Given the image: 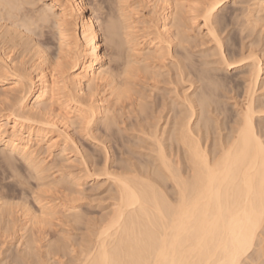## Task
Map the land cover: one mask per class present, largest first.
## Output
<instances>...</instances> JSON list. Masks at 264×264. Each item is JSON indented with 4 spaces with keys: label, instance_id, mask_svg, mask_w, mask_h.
Here are the masks:
<instances>
[{
    "label": "bare ground",
    "instance_id": "obj_1",
    "mask_svg": "<svg viewBox=\"0 0 264 264\" xmlns=\"http://www.w3.org/2000/svg\"><path fill=\"white\" fill-rule=\"evenodd\" d=\"M25 1L0 0V89L10 85L8 92L2 89L1 96L4 95L5 98L0 99V106H9V114L0 115V146L10 154L19 156L30 169L33 166V171L39 174L38 168L42 165L36 163L38 154L35 147L42 145L46 151L57 149L63 156L68 143H73L72 134L68 130L72 124L71 117H67L68 114H57L52 108L53 103L62 111L72 109L70 112L74 115L73 119L76 117L78 128L87 132L88 127L96 123L109 132L115 122L116 128L117 121L114 119L115 114L110 115L113 109L105 106V97L100 94L99 89H106L108 95L114 98L113 101L121 99L129 86V83L124 82L132 78V64L135 65L136 60H130L128 55V61L124 59L125 63L121 64L123 74L128 78L123 76L126 80L122 82L125 84L122 91L115 82V73L107 67L108 63L115 60L122 61L119 47L121 42L117 41L118 25L112 21L106 22L102 30L89 0H49L50 3L33 20L24 13V4H27ZM146 1L155 13L159 12L156 32L154 31L156 35H152L150 43L152 51H148L152 60L166 61V56H171L172 59L173 48L176 46L186 50L182 44L186 39L183 30L186 19L183 13H187L189 17L186 18L191 25H199L198 19L201 18L200 29H205L218 46L219 59L216 65L219 71L222 69L223 72H228L239 67V62H228L220 47L218 33L216 35L211 27L213 23L216 25L211 22L212 18H217L214 14L219 9H224L232 0ZM248 1H252L251 10H247L252 15H247V24L264 23V0ZM245 3L247 1L240 5ZM54 7L57 12L53 11ZM197 12L201 16H197ZM126 17L128 16L125 15ZM52 21L57 43H53V49L50 46L52 50L49 47L44 50L40 48L38 40H33L25 33H32L37 27L46 26L45 24ZM252 25L249 26L250 31L253 30ZM132 26L124 28L130 30ZM103 36L110 46L109 55L104 52ZM123 36L128 44L129 35ZM46 38L48 37L44 41H47ZM18 47L25 49L21 52L19 63H16L11 56ZM26 51L31 55L27 61L24 60ZM254 56L243 79L245 87L242 102L234 104L230 126L212 115L216 113L220 117L222 113V104L217 101L220 94H215V87L213 88L214 85H220L218 79L217 82L215 80L214 74L217 71L213 74L214 68H211L210 74V70H203L202 65L197 69L199 73L195 71L192 74L194 67L187 63L192 68L188 71L186 66L183 67L186 68V73L182 69V63L179 67L175 66L177 62L175 64L168 61L174 67L182 69L180 72L179 68L176 70L180 76L176 77L182 82L180 84L190 85L186 92L185 89L182 92L183 96L177 95L179 93L175 92L178 89L173 88L175 99L178 96L176 101H180L169 104L171 107L168 112V106L163 103L166 116L160 117L163 114V109L160 108V114L157 113L159 118L154 116L156 123L151 122L153 114L150 119H147L148 116L142 117L143 125V121L139 120V123L136 120L139 110L134 114V121L141 126V135L137 136L136 141L147 146L149 159L144 162L141 160L138 166L133 164V160L132 164L125 160L123 166L112 169L108 161L110 159L106 158L103 168L100 166L101 173L93 168L94 163L91 164L92 169L89 167L84 171L88 178L99 175L106 177L114 190V207L107 222L105 221L106 224L104 223L103 228L100 226L98 234L95 233V244L90 246L85 255L82 254L78 264H264V96L262 99L256 98L264 70L260 58ZM205 64L210 63L204 62L203 67L207 68L208 65ZM66 69L70 72L67 77L64 76ZM190 75L192 78L197 75L196 82H200H197L200 93L194 88L189 94L190 88L195 85V78L190 80ZM141 108L139 115L146 112L145 108ZM52 129L57 130L55 137L50 134ZM57 138L62 139L61 143ZM105 150L108 151V148ZM106 154L109 155L108 152ZM67 178L69 177L65 180ZM43 210L44 208L41 211ZM70 210L72 221L75 224L82 223L85 217H82L84 215L80 210L76 207H71ZM3 211L1 210L2 215ZM31 217L35 220L34 215ZM38 219L36 216V221ZM39 222L41 221L38 220L37 224ZM23 229L29 230L24 226ZM27 242L31 245L30 240L26 244ZM56 247L66 253L61 244ZM58 248L55 249L61 252Z\"/></svg>",
    "mask_w": 264,
    "mask_h": 264
},
{
    "label": "rangeland",
    "instance_id": "obj_2",
    "mask_svg": "<svg viewBox=\"0 0 264 264\" xmlns=\"http://www.w3.org/2000/svg\"><path fill=\"white\" fill-rule=\"evenodd\" d=\"M26 1L25 2L28 5L26 4L25 6L24 4V9L26 10V12L24 11V13L26 16H28V18L32 20L36 17L40 10L42 11L43 8H46V4L48 5L50 3L49 0ZM246 1L247 3L243 5L244 7L240 5L242 2ZM234 2L236 3L232 4ZM89 3L95 12V18H97L101 23L100 27L102 28V30H104L106 24L110 21L114 22L116 26L118 25L117 33H119V38L117 37V41L118 43L121 42L119 43V47L120 53L122 52L120 58L122 59V61L115 60L111 63H108L107 67L111 68V70H113V72L115 73V82L118 83L120 89L125 88V84L129 83V86L126 85L128 86L126 87V89L129 90L130 88V90L129 92L127 90V93L125 89V95L121 96V99L113 101L114 98L108 95V91L106 89L104 90L103 87H100L99 89L100 94H103L102 96L105 97V106L110 107V110L113 109V112L111 111L112 113L110 112V115L113 116L115 114L114 117L116 118H113L115 119V121H117L118 126L116 125L115 128V122L109 132H106L104 131L105 129L101 124L92 123L90 127H88L86 132L83 129L78 128L77 119L76 117L73 119L72 117H74V115L70 112L72 111V109L67 110V112L62 111L58 109L56 103H53L54 105H52V108L56 111L57 114H61L64 116H67L68 114L67 117H71L72 126L69 125L68 130L69 133L72 134L71 136L73 143H68L69 145H67V149L65 152L66 154H64L63 156L58 153L59 151H57V149L46 151L45 147L42 145L38 146L37 148L35 147L36 154H38V156L36 155V163H38L39 166H43H40L38 168V172L40 175L37 174V172H34L35 170L33 166H31L30 169L28 167L29 165L25 162H22L23 160H21L19 156L10 154L7 149L0 146L1 215V210L3 211L4 209V215H2V218L4 220H2V218L0 217V264H78L79 261H81L82 254L85 255L86 251L93 246V243L95 244L97 239V235L95 233L97 232L98 234L99 230H101V228H103V225L106 224L105 221L107 222V219L111 215L114 207L112 206L114 204V190L113 187H111V183L106 179L104 175H99V178H95L93 176H91V178H88V175H86V177L84 172L86 171L85 169L89 167L90 169H92L91 164L94 163L93 168L101 173L100 169L103 168L106 158L110 159L108 160L110 163H108L110 164L112 169L123 166V162L125 160H127L126 162L130 164H132L134 161L133 164H137L136 166H138L139 162H144L149 159L147 146L144 143L140 145L141 142H137L138 140L136 139L137 136L140 137L141 135V126L134 121L136 112L138 110L140 111V105H142L141 109L145 108V115L143 113L142 115H139L141 112L138 111L137 114H139L137 115V117L141 119H138L136 117V120H140L141 122L143 121V125L144 120H142V117L148 116V119L153 114V119H151V122L156 123L157 121H154V118L159 116L158 114H160L161 111L160 108H164L162 107L163 103L165 106H168L169 104L171 105L173 101L178 103V101L180 100L176 101V99H178V96H176L177 98L175 99V93H179L177 95L183 96L182 92L184 91V89L186 92L187 86L190 85L188 82V84H180L182 83L179 80L180 78L178 79L176 77L179 76L178 72L182 71L183 67L186 66L188 71L189 69L191 70V68L194 67L193 71L191 70V73L193 72L192 74H195L197 72V69H199L202 65L204 66V62L210 63L205 64L208 65L207 68L209 69L202 66L203 70H210V74H212L211 68H214V70L217 69L215 71L213 70V74L217 71L214 74L216 76L215 80L217 82L218 79V84H220L221 87L220 85H214L213 88L215 87V94H220H217L220 96L217 98V101L219 102V104H222L221 112L223 113L224 110V113H221L220 117L217 116L216 113L215 115H212L214 118L218 117L217 119L219 121H223L222 123H226L228 126H230L229 122H231L230 119L232 113L234 112V104H240L242 102L245 87L243 79L246 77L248 65L251 63V58H253L254 55H256V58H260L259 60L261 61V64L263 65L262 68L264 70V25H262L264 23L259 22V24L256 23L257 25L251 24L253 30L250 31L249 26L251 25L247 24L248 21L246 22V18L249 17L247 15H252L250 14L251 12L247 11L249 9L251 10L250 5L252 4V1L232 0V2L227 3V6L224 9L222 8L223 10L219 9V11L216 12L217 14H214L215 17H217L215 18L213 16L216 19H214L215 21L213 20V18V21L211 20L212 23H216V25H214L213 23L211 27L215 30L216 35L218 33L217 37L221 40V42L219 41L221 43L220 47H222L223 54H225L227 60H229L228 62H239V67H237V69H233L228 72H226L225 70L223 72L222 69H220L219 71V69L217 68L218 66L216 65V62L219 59V49L217 48L218 46H216L212 37H210L206 33V30L200 29L201 18L198 19L199 25H191L189 24V19L187 21L186 18L189 17V15L187 13H183L184 18L186 19L185 27L183 28L186 39L182 46L184 45L186 50H183L180 46H176V48H173L174 54L172 56V59H170L171 56H166V61L160 60L158 62L157 59V61L152 60L151 54H149L148 51H152V45L150 43L152 42V35L153 37H155L156 35L154 31L156 30L155 27H157L156 25L158 24L159 12L155 13V10H152L150 8L151 6L147 3L146 0H89ZM247 7L249 8L247 9ZM56 8L54 7L53 11L57 12ZM197 13V16H201L199 12ZM125 15L128 17L125 18ZM250 19L252 20V18ZM45 25L46 26H43L45 28L39 27L41 29L43 28L44 30H41L38 27L35 30V27H31V29H34V31H32V33L25 34H29V37H31L33 40H38V44H41V49L45 50L48 47L50 48V46H53V49L55 47L54 44L57 43L56 30L55 28H53V21L52 23H48ZM130 25L133 29L131 28L130 30H126L125 28H129ZM172 31H174V28H172ZM39 34L41 35L39 36ZM123 35H129L128 40L130 41V44H126L127 42L125 43V40L122 38L124 37ZM46 36L48 37L46 38L47 41H44ZM104 40L105 39L103 36L102 45L105 49L104 52L105 54L107 52V55H109L110 46H108L109 44L106 42V40ZM24 49H22V47L16 48L12 53L11 59L13 60L15 58L14 61H16V63L20 61L22 57L21 52ZM26 52L27 53L25 54L27 55L24 59L25 61H27L31 57V55L28 54V51ZM251 53L254 55H250ZM128 55L130 57V60H136L135 65L134 63L132 64V67L135 71H132V78L129 79L130 81L126 80L128 78H126V76L123 74V66L121 67V64L123 65L128 59ZM143 55L145 57V60L143 59ZM147 55L149 56V59L147 58ZM186 57H188V59H186ZM137 61L139 64L137 63ZM168 61H172L175 64L177 62L178 65L176 64L175 66L179 67L183 64L182 69L178 67L180 69L178 70L177 67H174V65L168 63ZM187 63H191L190 65H192V67H190L189 65V68L187 66ZM160 65H164L166 67L164 68V66H161L162 68H164L162 69ZM176 70H178V72ZM186 71L187 70H185V72ZM68 72L69 71H67L66 69V74L64 76L67 77L70 73ZM191 75L190 80L195 78L193 80L195 83L191 81V84L193 82V84L195 85H192L193 89L190 88V90L188 87V90L190 92L189 94L194 91V88H196L197 93H200L199 89L197 88L198 86H200L198 85L200 82H196L198 74L195 75V77L193 76V78ZM214 75L212 76L215 77ZM123 76H125L126 79ZM124 80L127 81L124 82L125 84L122 83ZM261 81L262 83L256 93V98L258 99H262V97L264 96V75L262 76ZM119 83L122 86L119 85ZM4 87L0 89V99L5 98L4 95L1 96V93L3 94L2 89L6 90V92L9 91L8 89H10L8 88L10 87L9 84L5 85ZM174 87L178 89V92H175L176 89ZM173 88L175 89V93H172ZM121 90L124 91L123 89ZM106 98L108 100H106ZM170 98L173 100L171 101ZM4 106L5 105L0 106V115L2 116H6L7 114H9V106ZM170 107L168 106V109L167 107H165L167 109V112L168 110H170ZM146 109H148L149 111ZM154 109L157 111L155 112ZM162 112L163 114H160V117H165L166 115L164 114L167 113L166 110L163 109ZM118 115L121 117V119ZM121 120L122 124H120ZM133 123L135 124L136 128H134ZM137 125L139 126V128H137ZM123 128L125 130H123ZM54 130L52 129L50 134L51 136L55 137L57 135V130ZM124 131L126 132L124 133ZM57 139H59L58 142L61 143L62 139ZM105 148H108V151L105 150ZM107 152L109 153V155L106 154ZM40 170L43 172H40ZM91 172H93V170ZM99 172H97V174ZM35 174H37L41 178H39ZM35 176H37V178ZM66 177L69 178L65 180ZM76 183H78V185ZM2 207L3 209H1ZM71 207H76L78 208V210H80V213L84 215L82 217H85L83 219L85 224L83 223V221L82 223L80 222V224H75L74 221H72L73 216L70 214V212L72 211L70 210ZM42 208H44L43 212L41 211ZM51 209L54 213L51 211ZM25 212L28 216L25 215ZM47 213H49V215H47ZM29 214L31 216L34 215L35 220L31 216L29 217ZM36 216L37 219L41 217L40 219H38L39 221H41L39 222L40 224H37L38 220L36 221ZM31 218L34 221L31 220ZM43 220L44 223H42ZM1 221L2 223L4 221V223L2 224ZM32 221L33 224H31ZM23 226L24 228L26 227L29 230L23 229ZM27 240H30L31 245H29L28 242L26 244ZM59 244L64 247L63 249H66V253H62L64 252V250L62 251L61 248L56 247ZM28 246L29 249H26V247L28 248ZM55 248L60 249L61 252H59V250L57 251ZM49 250L51 253L48 252Z\"/></svg>",
    "mask_w": 264,
    "mask_h": 264
}]
</instances>
